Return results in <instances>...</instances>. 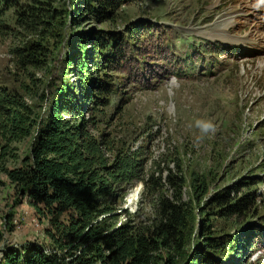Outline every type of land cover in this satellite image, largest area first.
Here are the masks:
<instances>
[{
    "label": "trees",
    "instance_id": "1",
    "mask_svg": "<svg viewBox=\"0 0 264 264\" xmlns=\"http://www.w3.org/2000/svg\"><path fill=\"white\" fill-rule=\"evenodd\" d=\"M136 1L0 0L13 9L15 30L39 39L16 48L17 66H45L51 42L60 32L59 37H67L65 63L78 79L76 84L65 83L42 119L18 92L0 87V176L7 177L40 219L48 220L51 243L50 250L34 245L22 253L8 251L3 264H240L243 260L238 258L246 249H264L261 228L242 230L240 248V237L214 234L209 219L192 240L196 216L192 204L184 202L182 170L167 176L165 189L160 172H146L143 150L134 152L99 132L108 116L105 109L122 94L110 73L123 72L138 88L156 89L179 75L181 68L194 67L204 54L225 52L215 43L203 46L202 52L194 49L175 56L174 29L141 21L118 30L71 33L90 21L101 27L118 25L119 9ZM4 28L1 22L0 30ZM22 91L30 97L33 89L24 85ZM87 113L92 116L86 118ZM27 139H32L29 153L21 158L17 146ZM136 182L143 183V194L155 200L154 215L118 226L112 222L117 218L116 203ZM241 183L249 193L238 197ZM241 183L215 198L212 217L223 225H240L243 215L246 220L252 217L253 197L264 199L251 190L264 180ZM205 184L194 181V197L207 193Z\"/></svg>",
    "mask_w": 264,
    "mask_h": 264
},
{
    "label": "rangeland",
    "instance_id": "2",
    "mask_svg": "<svg viewBox=\"0 0 264 264\" xmlns=\"http://www.w3.org/2000/svg\"><path fill=\"white\" fill-rule=\"evenodd\" d=\"M119 10L115 19L118 25L101 27L90 21L81 28H72L71 33L118 30L128 23L150 20L175 29L178 26L199 38L196 43L200 45H203L201 39L208 38L241 50L236 54L210 51L205 57L206 62L215 61L210 69L199 61L195 69L181 68L177 79L169 77L156 89L138 88L123 72L110 73L122 94L115 96L114 107L105 109L108 116L99 132L134 152L143 150L146 172L153 168L160 172L165 189H169L165 184L167 176L182 170L180 174L186 181L184 202L192 204L196 216L192 240L199 236L201 224L208 219L214 234L240 237L244 235L242 230L253 225L264 231L263 198L253 197L252 217L246 220L243 215L240 225H223L212 217L217 208L215 198L222 192L241 182L264 180V0H138ZM13 12L0 4V18L3 16L0 23L6 25L0 30V87L18 92L42 119L48 115L65 83L78 81L65 63L67 37L62 39L59 32L57 38L50 40L51 56L45 66L23 69L17 66L16 48L39 39L15 30ZM178 35L172 31L176 54L184 56L191 45L190 39L185 37L182 42ZM225 36L248 37L246 42L235 45L237 42L226 41ZM24 85L33 89L30 97L22 91ZM91 114L87 113L86 118ZM199 119L212 120L215 131L201 136L196 126ZM31 142L32 139H27L17 146L21 158L28 155ZM0 179L4 183L0 187V264L11 250L22 253L24 248L34 245L50 250L46 235L50 228L48 220L36 215L5 175ZM196 179L204 180L207 187V193L197 198L193 194ZM240 187L238 197L249 193L244 184ZM143 188L141 182L127 187L123 199L116 203L117 218L112 222L119 226L129 220L147 221L153 217L155 200L143 194ZM251 190L264 196L263 183ZM203 210L207 213L202 216ZM243 239L239 238L240 248L244 246ZM257 248L246 249L238 258L243 260L240 264H264V249L260 245Z\"/></svg>",
    "mask_w": 264,
    "mask_h": 264
},
{
    "label": "clouds",
    "instance_id": "3",
    "mask_svg": "<svg viewBox=\"0 0 264 264\" xmlns=\"http://www.w3.org/2000/svg\"><path fill=\"white\" fill-rule=\"evenodd\" d=\"M196 126L200 129L201 136L208 135L215 131V124L210 119H199L196 121Z\"/></svg>",
    "mask_w": 264,
    "mask_h": 264
}]
</instances>
